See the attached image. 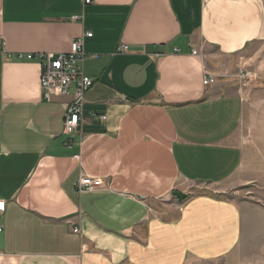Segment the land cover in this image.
<instances>
[{"label": "crops", "instance_id": "obj_1", "mask_svg": "<svg viewBox=\"0 0 264 264\" xmlns=\"http://www.w3.org/2000/svg\"><path fill=\"white\" fill-rule=\"evenodd\" d=\"M86 32L94 84L69 140L74 86L44 99L17 54ZM0 44V264H264V204L206 191L263 181L264 121L246 145L241 124L242 91L264 87L237 74L264 62V0H0ZM81 175L108 189L79 194Z\"/></svg>", "mask_w": 264, "mask_h": 264}, {"label": "built area", "instance_id": "obj_2", "mask_svg": "<svg viewBox=\"0 0 264 264\" xmlns=\"http://www.w3.org/2000/svg\"><path fill=\"white\" fill-rule=\"evenodd\" d=\"M91 0H84V3H90ZM78 18V17H74ZM91 33L86 32L82 36L76 38L70 46L68 52L54 54L52 52H41L33 55L31 53H19L18 59L32 60L36 58L41 66L40 88L42 97L50 100L52 95H63L67 93L70 86H74V94L69 102L66 114L63 120V134L67 135L71 140L72 137L78 135L81 130V123L84 119V103L85 94L93 86L94 79L87 76L83 72V62L87 58V54L83 49V37H90ZM128 50L127 45H119L116 48L117 53H123ZM0 53H5L3 44H0ZM196 54V51H192ZM243 74L239 78H242ZM213 77L206 75L203 78V85L207 86L213 83ZM88 116L95 120L104 121V114H97L89 111ZM74 188L81 193H91L98 190H107V182L99 177L89 175H81L75 182ZM5 201L0 200V214L4 212ZM76 234H80V229L74 227L72 230Z\"/></svg>", "mask_w": 264, "mask_h": 264}, {"label": "rangeland", "instance_id": "obj_3", "mask_svg": "<svg viewBox=\"0 0 264 264\" xmlns=\"http://www.w3.org/2000/svg\"><path fill=\"white\" fill-rule=\"evenodd\" d=\"M261 56H264V49L261 51ZM252 63V62H251ZM256 65V63H255ZM253 67V64H247L245 62V66H242V71H239L237 77L239 78L241 74H243L240 80H243V83L250 87L251 85H262L264 87V62L261 64H257V66L253 67L254 70H250L249 68ZM209 75V74H208ZM210 76V75H209ZM213 77V76H211ZM214 78V77H213ZM215 82V78L213 79V83ZM246 87V88H247ZM250 88L245 89L242 91L243 99L246 103L247 109L245 112V119L241 124V142L243 145L249 144L253 139V132L256 131L254 126L251 125L252 121L256 119L257 122L264 121V99L259 100L260 104L259 107L256 108V104H252L256 101V98L261 97L264 98V88H262L258 92H250ZM250 96L253 99L250 101ZM254 118V119H253ZM252 119V121H251ZM262 123V122H261ZM262 170L261 178L263 181H260L259 184L256 186L245 187L242 185L243 181L240 178V175L235 174L232 178L227 180L226 182L208 187V193H214L217 195H222L234 202H241V201H249L254 202L261 206L264 204V166ZM262 188V191L260 190ZM252 197V198H251Z\"/></svg>", "mask_w": 264, "mask_h": 264}]
</instances>
